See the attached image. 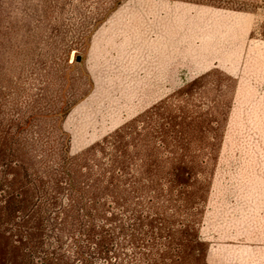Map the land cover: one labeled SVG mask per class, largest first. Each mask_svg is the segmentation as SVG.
<instances>
[{"label":"rangeland","instance_id":"obj_1","mask_svg":"<svg viewBox=\"0 0 264 264\" xmlns=\"http://www.w3.org/2000/svg\"><path fill=\"white\" fill-rule=\"evenodd\" d=\"M0 264H264V0H0Z\"/></svg>","mask_w":264,"mask_h":264}]
</instances>
